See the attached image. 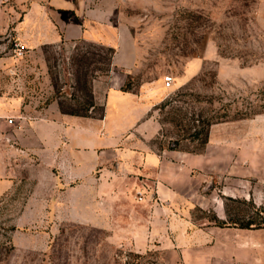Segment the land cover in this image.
<instances>
[{
    "label": "rangeland",
    "instance_id": "374dc122",
    "mask_svg": "<svg viewBox=\"0 0 264 264\" xmlns=\"http://www.w3.org/2000/svg\"><path fill=\"white\" fill-rule=\"evenodd\" d=\"M114 2L136 48L135 69L123 88L137 92L151 82L161 93L151 109L160 125L152 149L200 159L208 141L202 145L189 137L207 121L209 135L228 147L226 167L214 175L211 188L200 189L206 198H217L220 220L228 224L214 225L219 218L213 205L185 206L160 216L163 232L142 246L130 230L132 210L116 208L108 215L106 200L76 190L78 185L59 191L47 156H17L10 133L25 107L28 114L49 104L81 112L93 96L91 74L105 79L109 54L84 40L17 49L16 39L0 32V153L7 155L4 166L13 175L11 188L0 196V264H264V0ZM6 5L4 14L17 22L24 9L13 7L15 14L12 3ZM10 28L8 23L7 33ZM124 58L121 51L117 59ZM96 68L100 72L92 71ZM166 76L172 78L169 88L163 86ZM101 114L102 107L95 106L91 116L102 120ZM99 154L102 164L93 174L102 166L117 170L110 149ZM134 212L146 216L137 207ZM242 223H251L250 229L234 226ZM175 235L186 237V246L174 241L166 246Z\"/></svg>",
    "mask_w": 264,
    "mask_h": 264
},
{
    "label": "crops",
    "instance_id": "0c3cea01",
    "mask_svg": "<svg viewBox=\"0 0 264 264\" xmlns=\"http://www.w3.org/2000/svg\"><path fill=\"white\" fill-rule=\"evenodd\" d=\"M6 2L12 3L11 10L15 14L13 7L24 9L17 22L13 15L4 14L9 7ZM89 2L0 0V32L14 37L24 50L38 51L44 45L78 40L94 41L113 49L108 75L101 78L103 81L93 77L90 82L94 107L87 116L62 113L57 104L33 108V115L28 114L25 107L19 127L11 129L10 133L18 144L16 155L28 152L47 156L49 160L45 164L54 169L59 191L78 185L76 190L106 200L108 215H114L116 208L126 210L127 214L132 210L134 218L130 230L138 233L142 246L147 245L149 237L156 238L163 232L164 222L160 216L175 215L185 206L213 205L220 219L221 204L212 194L208 198L203 196L200 189L211 188L214 175L224 170L228 147L221 138L215 140L210 133L200 159L178 151L161 153L152 149L149 143L159 135L160 125L151 109L161 101V93L151 82L143 83L137 92L121 90L127 73L135 69L133 36L122 27V14L114 0H98L87 9ZM8 23L11 25L9 33ZM83 25L89 28L84 30ZM121 51L124 60L117 59ZM95 106L102 107V120L92 118ZM109 149L115 155L112 159L117 170L102 166L93 174L102 164L100 150ZM6 156L0 153V196L13 184V175L9 176L4 166ZM53 157L56 162L52 164L50 158ZM138 192L140 199L136 196ZM119 200L123 202L118 206ZM136 207L145 212V218L137 217ZM155 215L158 219L151 218ZM186 239L175 235L166 240L165 245L173 246L174 241L186 246Z\"/></svg>",
    "mask_w": 264,
    "mask_h": 264
},
{
    "label": "trees",
    "instance_id": "16d2710c",
    "mask_svg": "<svg viewBox=\"0 0 264 264\" xmlns=\"http://www.w3.org/2000/svg\"><path fill=\"white\" fill-rule=\"evenodd\" d=\"M101 46V45H100ZM102 48L105 46H101ZM106 52L109 54V58L106 64V69L103 70L105 73V75H107V73L110 71V63H111V57L113 54V49L109 48V47H105ZM93 72H100V68H96V70H92ZM91 77L93 78L92 74ZM122 91H126L123 87L121 88ZM94 107V103H93V99L92 97H90V100L87 102L86 106L82 109V111L78 112V111H74V110H65L61 105H59V109L62 113H66V114H70V115H76V116H82L85 117L87 116V113L89 111L90 108ZM212 124V122H204V127L203 129H201L200 131H196L195 133H193L192 135H190L189 138H191L192 140H200L202 145H206L207 141H208V135H209V128L210 125ZM187 138V137H186ZM177 145V141L174 142L173 147L170 148V150L175 149V146ZM264 213V209L261 210ZM214 225L217 227H224L226 226V224H228L225 221H222L220 219L215 218L214 220ZM264 221V220H263ZM262 221V222H263ZM237 226L238 228H242V229H250L251 223H242V224H237L234 225ZM260 225H256V228H259Z\"/></svg>",
    "mask_w": 264,
    "mask_h": 264
},
{
    "label": "built area",
    "instance_id": "2783aa9c",
    "mask_svg": "<svg viewBox=\"0 0 264 264\" xmlns=\"http://www.w3.org/2000/svg\"><path fill=\"white\" fill-rule=\"evenodd\" d=\"M80 1H82V2H85V1L93 2V1H98V0H80ZM14 45H15V48L20 49V47L17 44H14ZM21 54H22L21 50H17L16 55L20 56ZM171 84H172V78L171 77L166 76L163 78V86L165 88H169ZM12 122H13L12 119H8L9 124H12Z\"/></svg>",
    "mask_w": 264,
    "mask_h": 264
}]
</instances>
